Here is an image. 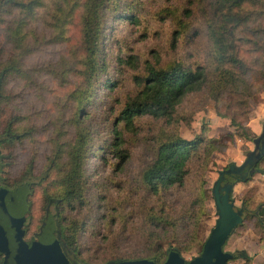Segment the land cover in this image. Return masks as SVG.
<instances>
[{
    "label": "rangeland",
    "instance_id": "1",
    "mask_svg": "<svg viewBox=\"0 0 264 264\" xmlns=\"http://www.w3.org/2000/svg\"><path fill=\"white\" fill-rule=\"evenodd\" d=\"M84 1L76 0L79 6L70 10L61 30L59 18L71 0H39L33 11L0 12V68L10 69L0 89V136L13 138L0 142V244L16 242L25 230L22 240L30 247L49 214L57 216L56 224L78 226L76 256L69 258L55 236V264L148 259L163 250L167 256L175 247L189 261L200 254L218 218L213 187L219 172L243 163L255 148L253 139L264 131V0L240 7L238 24L226 22L223 0H113L102 23L101 71L91 85L82 41ZM129 15L133 18H123ZM223 25L233 28V48L243 64L220 60L211 29ZM128 55L141 63L200 67L207 81L182 98L171 123L142 116L127 130L116 118L136 90ZM83 129L89 138L82 198L48 205L46 198L61 191L69 146ZM248 131L252 140L245 137ZM173 132L186 139L204 133L208 143L188 161L182 185L153 195L140 174L153 159L156 143ZM113 142L126 154L122 159ZM31 160L35 185L27 214L26 188L6 186ZM259 167L264 169V161ZM231 196L248 219L224 250L245 251L249 260L229 264H264L263 225L247 215L264 204V174L254 172L247 182L235 183Z\"/></svg>",
    "mask_w": 264,
    "mask_h": 264
},
{
    "label": "trees",
    "instance_id": "2",
    "mask_svg": "<svg viewBox=\"0 0 264 264\" xmlns=\"http://www.w3.org/2000/svg\"><path fill=\"white\" fill-rule=\"evenodd\" d=\"M111 1L113 0H85L81 5L82 7V41L84 43L86 60L88 62L90 71L89 83H94L96 76L101 71V65L98 62L99 47L102 32V23L106 11L111 8ZM252 0H223L227 10L226 13H222L226 22L232 21L234 24L239 23L238 13L236 12L245 3ZM39 0H0V5H5L4 9L0 12H4L9 9H19V11L29 9L32 10L33 6H38ZM79 6L76 0H71L69 7L64 8L65 11L63 17L59 18L58 30L63 28L70 10H73ZM33 11V10H32ZM125 19H132L133 15L124 16ZM228 20V21H227ZM212 36L214 37V46L221 51L220 60L222 62H228L230 64H243V59L239 57V54L233 48L234 31L233 28H229L223 25V28L215 26L211 29ZM219 61V62H221ZM126 65L129 66L135 73L131 79L136 87V90L125 98L122 108L117 115V123H122L123 128L131 130L134 128V121L142 116H150L155 119H163L169 123L174 120V114L177 105L181 102L182 98L190 92L200 91L207 81L206 74L200 67L192 68L186 66L181 62H172L169 65L162 66L159 63H152L148 60L142 63L136 56L128 55L126 59ZM7 66L0 68V89L3 87L4 78L9 72ZM224 74L225 69L221 70ZM225 75L223 76L224 80ZM233 122V121H232ZM11 120L7 123V130L10 129ZM234 124V122H233ZM204 131V130H203ZM116 135H119L118 130L113 131ZM245 137L247 139H253V132L248 131ZM6 135L0 136L1 140L12 141L13 138L7 139ZM2 137V138H1ZM88 138L89 133L86 129L78 131L76 137L69 146L67 153V161L64 170L61 172V191L56 197H47V204L56 203H72L75 200H81L82 198V173L85 169L87 157H88ZM117 139V137H115ZM208 143L207 137L204 133H201L194 139H186L180 136L177 132L168 133L164 138H161L155 146L154 157L150 163L142 170L140 179L142 184L146 187L148 192L153 195H159L162 191L170 189L175 186L182 185L188 174L187 164L188 161L203 148L204 144ZM119 142L111 143V147L115 149L116 154L122 159L126 154L121 153L117 148ZM212 148V147H211ZM211 153L212 149L207 148ZM55 155L50 159L49 168L54 163ZM264 161V151L260 158L255 160L253 164L254 172L264 174V169L259 166ZM1 167V161H0ZM226 170V169H224ZM222 170V171H224ZM220 171L219 174L222 172ZM33 176V161L31 160L27 165L23 175L9 184L8 188H14L17 186H24L27 190L26 201L28 205L27 214L30 211L31 200L29 196L32 194L33 186L35 185ZM249 180V179H248ZM247 180V181H248ZM244 181V182H247ZM237 182H243L237 180L232 174L223 173L221 180V187L229 183L234 185ZM231 195V193H230ZM48 208V207H46ZM235 209H238L234 206ZM48 209H46L47 211ZM49 214H47L48 216ZM255 220L263 225L264 228V204L261 207L254 210L251 213H247ZM56 215L53 216L55 221ZM47 219V218H46ZM248 217L243 213L242 219L238 226H243ZM56 228L54 235L59 239L63 250L70 258L77 255L76 248V229L78 226L69 227L68 225H61V223L55 222ZM237 226V227H238ZM259 233L263 234L264 229H261ZM25 230L23 239L25 238ZM25 240V239H24ZM27 242V241H26ZM204 244V243H203ZM203 247V245H202ZM179 251V248H170ZM234 258H243L249 260V256L245 251H234ZM2 259V255H0ZM166 257V250L162 253H156L151 255L148 259L153 260L156 264H161ZM228 261V264H229ZM1 264V260H0Z\"/></svg>",
    "mask_w": 264,
    "mask_h": 264
},
{
    "label": "water",
    "instance_id": "3",
    "mask_svg": "<svg viewBox=\"0 0 264 264\" xmlns=\"http://www.w3.org/2000/svg\"><path fill=\"white\" fill-rule=\"evenodd\" d=\"M255 148L245 161L238 165H230L226 170L222 171L213 187V197L218 218L214 227L204 241L200 254L193 259L186 261L179 251L169 249L166 259L161 264H228L230 259L234 258V254L224 250V246L239 225L243 209H235L233 200H229V194L232 190V184H225L221 187L223 173L236 175L239 174L245 165L248 164L249 171L245 172L241 177H236L239 181H247L254 173L253 164L255 160L260 158L264 151V131L255 139H253ZM259 152L255 154L256 150ZM54 219L52 215H48L45 225L39 234L37 240L31 242L30 247L22 240L24 230L19 233V239L14 243L2 241L0 244V252L2 255L1 264H55V251L58 249V240L54 235ZM108 264H156L153 260L147 258L125 259L111 261Z\"/></svg>",
    "mask_w": 264,
    "mask_h": 264
},
{
    "label": "flooded vegetation",
    "instance_id": "4",
    "mask_svg": "<svg viewBox=\"0 0 264 264\" xmlns=\"http://www.w3.org/2000/svg\"><path fill=\"white\" fill-rule=\"evenodd\" d=\"M242 164V163H241ZM230 165H234V166H238L237 164H234V163H232V164H230ZM229 165V166H230ZM240 165V164H239ZM253 169V168H252ZM250 169L248 168V164L247 165H245L244 166V168L242 169V171L239 173V174H236V175H233V176H235V177H241L245 172H247V171H249ZM231 192H232V190H231ZM230 192V193H231ZM229 200L230 201H232V196L229 194ZM235 206V205H234ZM238 209H242V208H238ZM243 213H244V210H243Z\"/></svg>",
    "mask_w": 264,
    "mask_h": 264
},
{
    "label": "crops",
    "instance_id": "5",
    "mask_svg": "<svg viewBox=\"0 0 264 264\" xmlns=\"http://www.w3.org/2000/svg\"><path fill=\"white\" fill-rule=\"evenodd\" d=\"M241 183H244V182H241ZM238 227H239V226H238ZM238 227H236V229H237ZM236 229H235V230H236ZM235 230H234V231H235Z\"/></svg>",
    "mask_w": 264,
    "mask_h": 264
}]
</instances>
